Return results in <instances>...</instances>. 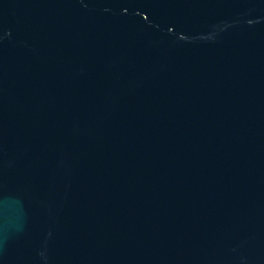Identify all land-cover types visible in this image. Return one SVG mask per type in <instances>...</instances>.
Instances as JSON below:
<instances>
[{
  "label": "water",
  "instance_id": "obj_1",
  "mask_svg": "<svg viewBox=\"0 0 264 264\" xmlns=\"http://www.w3.org/2000/svg\"><path fill=\"white\" fill-rule=\"evenodd\" d=\"M0 264H264V0H0Z\"/></svg>",
  "mask_w": 264,
  "mask_h": 264
}]
</instances>
